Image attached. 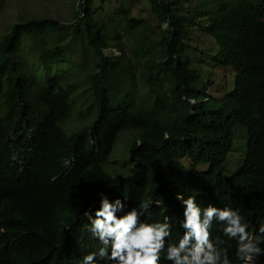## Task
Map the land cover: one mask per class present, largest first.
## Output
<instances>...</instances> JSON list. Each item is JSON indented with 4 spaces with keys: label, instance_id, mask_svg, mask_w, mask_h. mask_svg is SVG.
Wrapping results in <instances>:
<instances>
[{
    "label": "trees",
    "instance_id": "trees-1",
    "mask_svg": "<svg viewBox=\"0 0 264 264\" xmlns=\"http://www.w3.org/2000/svg\"><path fill=\"white\" fill-rule=\"evenodd\" d=\"M96 1L78 0L69 27L29 17L0 37V264H74L81 251L98 250L84 213L95 216L101 193L124 203L118 216L148 201L150 215L141 220L168 216V243L184 231L178 193L195 197L201 208L238 210L250 235H259L264 0H204L203 6L194 0L185 12L180 0H145L161 34L152 40L146 21L133 16L125 0L107 19L96 16ZM189 26L213 38L216 49L203 53L191 46ZM73 39L86 56L78 62L66 50ZM111 47L117 55L104 53ZM28 48L32 62L23 53ZM193 51L211 57L214 67H232V88L211 94L210 75H203L206 68H199ZM75 112L84 123L68 131ZM236 125L246 132L244 155L226 177ZM127 130L136 133L127 156L108 168L118 136ZM223 227L213 221L212 242L235 260L237 241ZM164 255L160 264H172Z\"/></svg>",
    "mask_w": 264,
    "mask_h": 264
},
{
    "label": "clouds",
    "instance_id": "clouds-1",
    "mask_svg": "<svg viewBox=\"0 0 264 264\" xmlns=\"http://www.w3.org/2000/svg\"><path fill=\"white\" fill-rule=\"evenodd\" d=\"M106 49L118 54L113 47ZM100 196L95 216L91 211L84 215L87 230L101 246L96 251H81L74 264H160L162 254L172 264H264V248L260 246L264 244V223L259 226V235H250L238 210L211 204L201 208L195 197L185 198L178 193L177 200L185 206L180 221L184 231L177 242L168 243L172 235L168 216L164 222L141 220L142 214L150 215L148 201L141 202L139 211L132 209L118 216L124 203L119 198L110 202L103 193ZM214 220L223 223L225 236L237 241L235 260H229L227 250L212 242L210 230Z\"/></svg>",
    "mask_w": 264,
    "mask_h": 264
},
{
    "label": "rangeland",
    "instance_id": "rangeland-1",
    "mask_svg": "<svg viewBox=\"0 0 264 264\" xmlns=\"http://www.w3.org/2000/svg\"><path fill=\"white\" fill-rule=\"evenodd\" d=\"M77 1L78 0H1L0 37L9 30L13 22L20 21L29 17H49L61 23H64L67 27H69L68 22L73 15V11L77 7ZM120 1L121 0H108L105 3H102L100 0H97L95 2V6H97L98 9L96 16L107 19L111 15L113 10L119 6ZM188 1L189 2H186V0H180L183 5V12H185L187 9H193L194 7V0ZM198 1L201 6H203L202 2L204 0ZM124 3L132 7L133 16H136L137 18L142 17L146 21L147 25H145V27L148 30V38H150L151 40L158 39L161 35L160 31L154 29V27L158 24V20L154 17V15L150 13L145 0H125ZM203 20H205L204 17ZM161 27L165 28L166 24L162 23ZM186 29L187 42L191 46L201 49L202 51H204L203 53L207 52L208 49L212 47H214L213 49H216L214 39L206 36L199 27L189 26ZM66 44L67 54L69 57H71L72 61L76 60L78 62L80 58L85 56L84 51H80V43L78 41H74V39L68 40ZM32 50L33 48H28L23 51L28 62L33 61V56L30 55ZM109 52H111L110 49L104 50L105 54H109ZM193 53L194 54H189L197 61L199 56L197 55V52L193 51ZM199 61V68H201V66L206 68L203 75L206 78L210 75L209 78L211 80V83L207 85V89L211 94L221 95L232 88L234 79V72L232 70V67H214L212 58L210 57L209 59L205 54L199 58L197 63ZM34 62H36V59H34ZM77 99L78 101H80L79 98ZM76 117L77 113L75 112L66 124V126H68V131H70L73 127L84 123L82 119ZM135 134L136 133L132 130H127L119 134L118 139L115 143V147L110 155V164H108V168L112 166H120L119 164L121 163V161L127 156L126 146L132 140ZM245 144V129L240 125H236L233 128L232 151L228 154L226 162L224 164V176L229 177L233 175L240 167L244 155ZM117 162H119V164ZM181 163L185 166V168L188 169L189 160L187 158L181 159Z\"/></svg>",
    "mask_w": 264,
    "mask_h": 264
}]
</instances>
